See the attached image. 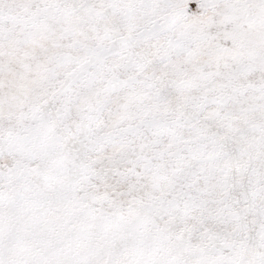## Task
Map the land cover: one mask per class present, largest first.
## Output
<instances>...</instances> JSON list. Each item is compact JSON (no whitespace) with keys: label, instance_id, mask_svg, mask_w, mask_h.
I'll list each match as a JSON object with an SVG mask.
<instances>
[{"label":"snow or ice","instance_id":"1","mask_svg":"<svg viewBox=\"0 0 264 264\" xmlns=\"http://www.w3.org/2000/svg\"><path fill=\"white\" fill-rule=\"evenodd\" d=\"M0 264H264V0H0Z\"/></svg>","mask_w":264,"mask_h":264}]
</instances>
